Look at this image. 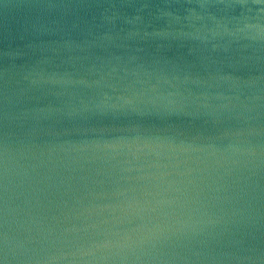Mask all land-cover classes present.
I'll list each match as a JSON object with an SVG mask.
<instances>
[{"label":"water","instance_id":"obj_1","mask_svg":"<svg viewBox=\"0 0 264 264\" xmlns=\"http://www.w3.org/2000/svg\"><path fill=\"white\" fill-rule=\"evenodd\" d=\"M0 264H264V0H0Z\"/></svg>","mask_w":264,"mask_h":264}]
</instances>
